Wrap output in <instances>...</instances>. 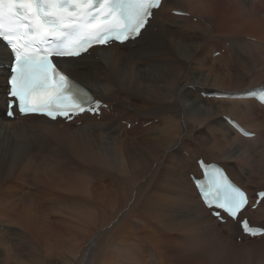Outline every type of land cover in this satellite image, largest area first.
Returning a JSON list of instances; mask_svg holds the SVG:
<instances>
[{
	"label": "bare ground",
	"instance_id": "1",
	"mask_svg": "<svg viewBox=\"0 0 264 264\" xmlns=\"http://www.w3.org/2000/svg\"><path fill=\"white\" fill-rule=\"evenodd\" d=\"M213 39L218 47L209 42ZM137 43L138 50L130 49ZM10 61L0 50V67ZM59 66L109 103L112 116L103 110L105 118L98 122L84 114L79 128L37 116L8 120L6 69L0 70L1 247L23 227L26 215L18 210L46 214L32 208L38 202L26 192L36 179L32 171H41L51 187L71 192L86 187L85 200L67 204H72L68 219L81 223L74 231L83 234L76 237L73 264H161L160 253L190 263L200 258L204 264H264V236L252 240L242 236L238 222H218L191 180L192 174L202 177L197 161L205 156L253 197L264 190V107L254 100L202 96L264 86V0H163L135 42L93 48ZM130 113L153 121L145 135L132 136L122 126L133 121L126 119ZM224 117L256 137L243 138ZM80 169L85 180L75 176ZM243 217L264 226V200L255 211L245 209ZM227 235L242 236L244 245L229 242ZM56 236L54 246H71L66 235Z\"/></svg>",
	"mask_w": 264,
	"mask_h": 264
},
{
	"label": "snow or ice",
	"instance_id": "2",
	"mask_svg": "<svg viewBox=\"0 0 264 264\" xmlns=\"http://www.w3.org/2000/svg\"><path fill=\"white\" fill-rule=\"evenodd\" d=\"M161 4L162 0H0V50L11 57L5 77L7 115L13 116V107L21 114L50 119L98 111L99 101L57 65L82 58L93 42L136 39ZM50 90L55 95L46 103H33L37 93ZM204 176L197 187L206 206L216 209L217 220L223 222L227 216L238 221L245 233L259 234L242 216L249 205L246 193L218 168ZM260 198L264 192L257 193Z\"/></svg>",
	"mask_w": 264,
	"mask_h": 264
},
{
	"label": "rangeland",
	"instance_id": "3",
	"mask_svg": "<svg viewBox=\"0 0 264 264\" xmlns=\"http://www.w3.org/2000/svg\"><path fill=\"white\" fill-rule=\"evenodd\" d=\"M185 18H187V17H185ZM173 21H174L173 19L172 20L169 19V22L173 23ZM197 21H198L197 17L193 18V22L196 23ZM196 24H199V23H196ZM203 24H205L204 26H208L207 22H203ZM158 29H159L158 25H157V30L153 26V30H156V32L158 31ZM149 33H151V31ZM148 34L146 35V37H149ZM215 40L216 39H213L209 42L211 44L215 45L216 47H218L217 44L212 42ZM135 45H136L135 47L130 46V49L138 50L137 45H139V43H137ZM132 50H130V51H132ZM217 53H220V52H217ZM216 57H218V56H216V54H214V58H216ZM208 59L210 61V60H212V57L208 56ZM79 70L81 71L82 68H80ZM89 73H92V72L90 71ZM134 107H136L138 110L147 109L144 106H134ZM133 114L134 113H130L126 117V119L133 120L134 122L132 121L131 123H129V122H127L128 120H125V121L121 122L122 126L132 136L140 137V136L145 135V133L147 131V124L151 121L146 122L147 119L140 120V118L138 120L137 117L136 118L133 117ZM109 116H112V109H111V112L110 111L107 112L106 117H109ZM104 118L103 117H97V121L101 122L104 120ZM84 121H86V119H82V120L77 119L76 121L73 122L72 127L73 128H79L83 125ZM139 121L142 123L139 124ZM191 147H192V150L195 149L194 144H191ZM189 149H191V148L188 147V150ZM41 156L38 155V153H37V158L40 159ZM202 158L206 159L205 156ZM205 161H207V160H205ZM73 170L74 169L72 168L69 171L73 173ZM32 172L36 173V176H35L36 179L34 178L35 183L33 182V183L29 184V188L28 187L26 188V192L28 194L32 193L31 196H33L34 198L36 197L38 199L37 200L35 198V200H36V202H38V204H36L35 207H32V208L34 210H39V208H41L40 209L41 212L44 210L45 211L47 210L46 214L47 213L48 214L47 215L45 214L44 216H42V215L36 214L34 212L31 213V211L26 212L24 210H18L16 212V213H22V214L26 215L27 217L25 216L26 219L23 217L24 220H23V227L22 228H20L19 230L9 234V237H8L9 245L6 248L1 247L2 245L0 246V264H73V261L76 259L75 258L76 237L80 238L81 235H83V234H79V233H76L74 231L73 228H75V230H78L79 227L81 226V223H79L77 221H73V224H72V220L68 219L69 218L68 213H69V210H70V207L72 204L70 206L67 204L70 203L69 199L85 200L87 198L86 187L81 189V190L72 191V192L67 190V189H64V190L58 189L55 187H51V184H49L46 181V178L43 177V174L41 171H32ZM189 172H191V171H189ZM189 172H188V176H189ZM75 176H78L82 180L86 179V176L82 172V169H80V171L78 173H76ZM53 191H54V193H53ZM254 194H256V193H254ZM40 199H41V201H40ZM66 209H67V212H66ZM86 209H87L86 205H81L80 211L85 212ZM30 216L36 217L37 219H39L40 223L39 224L36 223L34 220H32V218H30ZM46 216L47 217L49 216V217L47 218ZM16 218H17V216H15V219ZM42 218L44 219L43 222H42V220H43ZM50 220H51V222H50ZM47 224H48V227H47ZM262 227H264V226H262ZM21 229H22V231H21ZM46 230H48V231H46ZM58 231L64 235H66L67 237H69V240H67L66 243H68V241H69L71 243L70 247L62 248L61 246L60 247L54 246L57 242L56 234ZM222 232L225 233L224 231H222ZM238 235H236V237H233V235H227V240L233 244L236 243V244L243 246L245 243V240L239 241V239H241L242 237H239ZM54 236H56V238ZM153 236L154 237H156V236L153 234L152 238H151V241L154 244L155 238ZM40 238L42 239L41 241L39 240ZM47 242H49V246H47L48 245ZM254 242L257 243V241H254ZM254 242H252V243H254ZM50 243H51V245H50ZM52 243H53V245H52ZM252 243L246 244V245L249 246ZM84 245L86 246V243ZM142 247L144 248V246H142ZM160 255H161V259L159 258V260H162L161 264H204L205 263V261L203 259H200V258L193 260L190 263L188 260L187 261H182V260L180 261L178 259H175L174 256H170V258H169V256H164L162 253H160ZM91 264H102V262L100 260H97V261L94 260V262H92Z\"/></svg>",
	"mask_w": 264,
	"mask_h": 264
}]
</instances>
